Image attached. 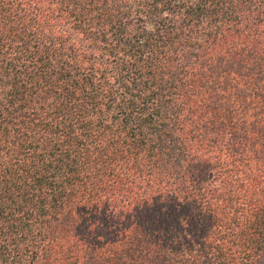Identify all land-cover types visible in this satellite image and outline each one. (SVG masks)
<instances>
[{"label":"trees","instance_id":"1","mask_svg":"<svg viewBox=\"0 0 264 264\" xmlns=\"http://www.w3.org/2000/svg\"><path fill=\"white\" fill-rule=\"evenodd\" d=\"M0 264H264V0H0Z\"/></svg>","mask_w":264,"mask_h":264}]
</instances>
